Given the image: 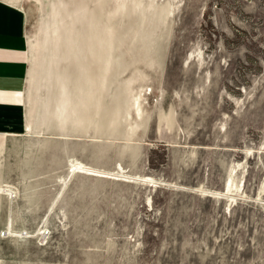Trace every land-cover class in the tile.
Returning <instances> with one entry per match:
<instances>
[{"label": "rangeland", "instance_id": "obj_1", "mask_svg": "<svg viewBox=\"0 0 264 264\" xmlns=\"http://www.w3.org/2000/svg\"><path fill=\"white\" fill-rule=\"evenodd\" d=\"M9 1L0 264H264V0Z\"/></svg>", "mask_w": 264, "mask_h": 264}, {"label": "crops", "instance_id": "obj_2", "mask_svg": "<svg viewBox=\"0 0 264 264\" xmlns=\"http://www.w3.org/2000/svg\"><path fill=\"white\" fill-rule=\"evenodd\" d=\"M27 13L15 2L0 0V136L28 131L30 60Z\"/></svg>", "mask_w": 264, "mask_h": 264}, {"label": "bare ground", "instance_id": "obj_3", "mask_svg": "<svg viewBox=\"0 0 264 264\" xmlns=\"http://www.w3.org/2000/svg\"><path fill=\"white\" fill-rule=\"evenodd\" d=\"M135 102H138V97L135 98ZM137 109L140 110V105L138 106ZM31 125H32L31 122H30V124L28 123V127H29L30 130H32V126Z\"/></svg>", "mask_w": 264, "mask_h": 264}, {"label": "built area", "instance_id": "obj_4", "mask_svg": "<svg viewBox=\"0 0 264 264\" xmlns=\"http://www.w3.org/2000/svg\"><path fill=\"white\" fill-rule=\"evenodd\" d=\"M45 234H47L48 232H44Z\"/></svg>", "mask_w": 264, "mask_h": 264}]
</instances>
